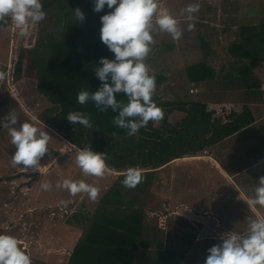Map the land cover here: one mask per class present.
I'll use <instances>...</instances> for the list:
<instances>
[{"label":"trees","instance_id":"trees-1","mask_svg":"<svg viewBox=\"0 0 264 264\" xmlns=\"http://www.w3.org/2000/svg\"><path fill=\"white\" fill-rule=\"evenodd\" d=\"M41 3L47 17L31 29L29 37L32 36L35 43L30 47L19 45L14 74L17 78L26 75L34 80L36 90L51 104L40 113L42 122L82 150L91 148L94 152H105L108 168L117 174L93 211L78 210L67 219L69 224L75 221L83 231L65 264H188L191 262L187 259L188 253L197 244L194 241L202 225L196 226L187 218L173 222L176 217L173 214L168 216L165 228L148 222L150 209L145 200L148 188L153 180L160 179L161 168L171 161L198 155L204 148L249 124L253 119L245 118L248 109L237 114L220 105L219 110L211 108L206 101L195 98L201 90L191 91L192 88L179 94L173 102H162V94L155 92L152 99L164 113L161 123L155 126L154 121H149L136 135H127L126 130L113 124L118 112L111 109L100 112L92 102L85 105L77 102L81 90L94 93L101 86L94 72L97 66H102L100 59H115L114 53L102 43L100 31L101 17L114 9L105 6L101 12H95V0H41ZM77 7L85 14L84 23L75 19L73 10ZM53 16L57 23L52 21ZM50 22L54 23L53 27ZM9 24L10 19L6 26ZM43 24L45 27L41 30ZM229 28L230 25L224 32H230ZM235 34V39L226 45L232 57L230 69H226L225 64L216 69L206 55L203 61L186 67L187 83L204 86L223 77L231 91L233 87L254 90L261 87L262 81L250 62L264 61V16L256 22L239 24ZM199 36L204 47H210L203 34ZM150 75L155 76L156 86L163 88L167 74L150 72ZM8 98L6 95L0 106L6 104ZM117 100L127 103L122 93L117 94ZM175 107L187 114L173 124L168 116ZM69 111L89 114L92 127L71 124L66 119ZM190 121H193L191 125ZM129 168H138L142 174L143 182L135 188L122 184ZM32 174L36 177L39 173ZM157 211L156 215L165 212L164 209ZM193 254L194 264H204L199 259V250Z\"/></svg>","mask_w":264,"mask_h":264},{"label":"rangeland","instance_id":"rangeland-1","mask_svg":"<svg viewBox=\"0 0 264 264\" xmlns=\"http://www.w3.org/2000/svg\"><path fill=\"white\" fill-rule=\"evenodd\" d=\"M192 4H199L200 10L193 14V19L189 20L187 14H181V10ZM165 12L178 20L183 35L181 39L173 40L167 32L152 33L154 43L151 45L152 50L146 58V63L150 72L167 74V81L163 88L156 86L155 90L162 94V102H173L179 98V94L187 93L191 88L201 90L194 95L196 99L201 100L203 97L209 107L217 110L220 104L217 107L216 104L221 100L228 101L234 98V103L244 102L236 98L237 94L233 95L227 89L223 77L215 83H210L209 89L205 90L203 86L187 83L186 67L206 59L208 51V58L216 69H221L223 64L226 65V69H230L232 57L226 45L235 39V30L239 24L256 22L264 16V0H159L158 14ZM51 19L57 23L55 16ZM200 21L204 23L200 24ZM50 23L53 27L54 23ZM190 23L195 25L192 31L188 30ZM229 25L231 31L224 32L223 29ZM33 26L32 29L36 27V24ZM42 26L41 30L45 24ZM212 28L214 31L210 32ZM200 33L209 41L210 47H204ZM34 38L36 40L35 36ZM34 43L32 36L27 38L19 36L18 29L16 32H13L9 26L0 29V72L5 73V79L0 81V101L6 95L9 97L8 102L0 106V234L15 237L21 248L25 249L26 254L29 255L31 264H65L66 258L83 231L79 224L75 221L69 224L67 219L78 210L93 211L117 174L108 168L102 178L85 176L76 164L79 150L70 154L62 152L61 147L67 138L40 120V113L51 104L36 90L34 80L26 75L17 78L13 71L19 56V45L30 47ZM255 62L257 63L250 62V64L256 75L257 71L264 75V61ZM3 66L6 68L4 69ZM257 92L251 100L260 102L258 101L260 94L259 91ZM237 93L241 94L238 91ZM246 97L249 99L250 95ZM180 99L184 100L185 97L180 96ZM13 110L16 111L20 123L28 122L50 135L49 152L41 159L38 169L25 168L22 165L13 167L11 164L16 149L2 123ZM186 112L175 107L168 117L174 124L182 120ZM245 118L253 119L249 113ZM191 122L193 121L189 122L190 125ZM154 123L155 126H159L161 120ZM199 124L202 125V122ZM252 131L263 133L264 119L245 134L249 135L253 133ZM213 170L215 169L203 160L188 159L187 156L175 159L162 167L160 179L153 180L145 197L146 206L150 209L148 222L158 223L157 210L173 207L175 211H179V214L173 218V222L179 223L184 218L190 219L196 226L202 225L199 230L200 235L209 233L207 234L209 236L222 237L228 233L218 229L223 222L228 229L246 231L251 220L259 219L256 212L251 210L246 201L233 200L231 192L225 194L224 191L228 189L225 188L222 180L215 176ZM34 172L39 174L34 177L32 176ZM252 173L255 177L264 176V174L257 175V173H264L261 169L252 170ZM64 179L84 180L98 187L101 190L99 199L93 202L86 193L71 196L68 191L57 189L55 184ZM236 181L249 194V199L254 197L259 178L247 176L243 178L242 176ZM44 182H50L53 185L52 190H42L41 185ZM232 188L237 195L239 192L234 186ZM61 200L70 201V203L67 207L59 206ZM223 201L229 208V212H222L225 219H218L220 226L216 224L217 220L211 218L210 220L204 216L205 214L201 215L203 209L222 210ZM191 205H196L197 210H193ZM238 214L243 216L239 217ZM178 226L176 224V227ZM246 234L248 232L242 235ZM218 244H222V241L204 240L202 243L195 244L188 253L187 259L191 260L188 264H194L193 252L198 250L200 251L199 259H202L201 262L205 264L208 250Z\"/></svg>","mask_w":264,"mask_h":264},{"label":"clouds","instance_id":"clouds-1","mask_svg":"<svg viewBox=\"0 0 264 264\" xmlns=\"http://www.w3.org/2000/svg\"><path fill=\"white\" fill-rule=\"evenodd\" d=\"M105 6L114 10L101 17V41L114 53L115 59H100L99 64L102 66H97L94 72L102 82L101 86L94 93L81 90L77 102L80 105L92 102L100 112L109 109L118 112L113 119L114 126L134 136L149 121H159L164 116L162 109L152 99L156 78L150 75L146 63L154 43L152 33L167 32L173 40H179L183 31L171 14H158L159 0H95L94 11L101 12ZM199 10V4H192L182 9L181 14H187L191 20ZM73 13L76 20L84 23L85 14L79 7ZM45 18L41 0H0V26H6L10 19L21 37L27 38L32 26ZM194 28V24H188L189 31ZM4 79L5 73L0 72V81ZM261 89L264 90V84ZM120 93L126 95L127 103L117 100V94ZM66 119L73 125L92 127L90 115L83 111H69ZM2 126L16 149L11 159L12 166L38 169L41 159L49 152L50 135L28 122L20 123L15 110L5 117ZM107 159L105 152L98 153L85 148L77 154L76 164L85 176L102 178L108 170ZM141 181V171L129 168L122 184L126 188H135ZM55 187L68 191L71 196L86 193L93 202L99 199L101 191L84 180L64 179L58 181ZM41 188L50 191L53 185L44 182ZM69 203L61 200L59 206L67 207ZM247 203L264 207V176L259 178L254 197ZM221 239L222 244L208 250L205 264H264V219L251 220L246 235L230 232ZM0 264H31V259L15 237L0 234Z\"/></svg>","mask_w":264,"mask_h":264},{"label":"crops","instance_id":"crops-1","mask_svg":"<svg viewBox=\"0 0 264 264\" xmlns=\"http://www.w3.org/2000/svg\"><path fill=\"white\" fill-rule=\"evenodd\" d=\"M206 55L207 54L206 52ZM6 68V67H5ZM257 76L262 81L261 84H263L264 81V75L261 74L260 71H257ZM210 83H207L203 86V89H209ZM208 86V87H206ZM193 89V88H192ZM228 89V88H227ZM198 90V89H197ZM233 95H236V98H239L241 102L239 104L234 103V98L232 100H221V101H215L217 102L216 106L220 104V106L223 108H227L228 112L230 113L236 112L237 114L244 111L245 109H248V113L251 114V117L253 120L240 130H237L236 132L229 134L224 139L220 140L216 144L204 148L203 151L200 152L198 155H191L187 156L188 159H198L203 160V162H206L208 166H212L215 170V176L219 177V179L222 180L223 184L225 185V188L228 190L224 191V193H230L233 195V200H244L249 201V194L238 184L236 181L237 178H243L250 177V178H260L255 177L254 173H252V170L255 169H261L264 170V131H252L253 133L246 135L245 132L248 130H251L252 127L257 125L261 120L264 119V90L259 87L258 90L254 89H238L233 87L232 91L228 89ZM237 91L241 94H238ZM256 91V94L259 91L260 94V102H255L256 100H251L252 97L256 94H253V92ZM197 92V91H196ZM195 93V92H194ZM232 95V96H233ZM250 95V98L248 99L246 96ZM246 97V99H244ZM242 99V100H241ZM202 100L204 98L202 97ZM205 101V100H204ZM247 102H250L251 104H248ZM257 113H260L261 115H256ZM263 118V119H262ZM207 151V152H206ZM264 173H257V175H263ZM236 188V191L239 193L236 195L235 191L232 187ZM236 196V197H234ZM230 200L228 199V202ZM193 210H197L196 205H191ZM222 210H215V208L211 209H203L201 212L202 214H205L204 216L206 218L215 219L216 224L219 226L221 225L220 222H218V219H225L222 215V212H229V208L224 204V201L222 202ZM251 210H254L258 216L259 219L264 218V207H258L255 205L249 206ZM173 209V207H171ZM211 210V211H210ZM179 211H176L173 213V215L179 214ZM210 213V214H209ZM172 215V214H170ZM234 215V214H232ZM169 216V215H168ZM239 217H242L243 214H238ZM210 219V220H211ZM218 222V223H217ZM214 223V222H212ZM215 224V223H214ZM219 230H222L223 232H234L237 234H243L245 232H248V228L246 231H236L233 228H229L223 224L218 228ZM209 233H206L204 235L198 234V237L195 239L194 242L202 243L204 240H214L221 242V237H214L207 235Z\"/></svg>","mask_w":264,"mask_h":264},{"label":"built area","instance_id":"built-area-1","mask_svg":"<svg viewBox=\"0 0 264 264\" xmlns=\"http://www.w3.org/2000/svg\"><path fill=\"white\" fill-rule=\"evenodd\" d=\"M9 27L12 29L13 32H16L17 29L15 28V26L12 24L11 20H10V24ZM34 26H32L33 28ZM31 28V29H32ZM14 71V70H13ZM196 89H191V91H194ZM75 150H79L81 151L82 149L79 148L76 144H74L73 142L69 141L66 139V142L64 143V145L61 147V151L64 153H72ZM207 152V151H206ZM165 212H160V214H158V219H159V226L162 228H165L166 224H167V219H168V215L175 213L176 211L174 209H171V207H168L166 209H164Z\"/></svg>","mask_w":264,"mask_h":264},{"label":"bare ground","instance_id":"bare-ground-1","mask_svg":"<svg viewBox=\"0 0 264 264\" xmlns=\"http://www.w3.org/2000/svg\"><path fill=\"white\" fill-rule=\"evenodd\" d=\"M45 193V192H44ZM102 210V209H101ZM139 240V239H138Z\"/></svg>","mask_w":264,"mask_h":264}]
</instances>
